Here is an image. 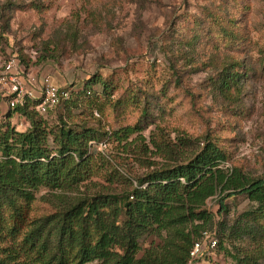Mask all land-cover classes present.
Returning a JSON list of instances; mask_svg holds the SVG:
<instances>
[{
  "label": "rangeland",
  "instance_id": "374dc122",
  "mask_svg": "<svg viewBox=\"0 0 264 264\" xmlns=\"http://www.w3.org/2000/svg\"><path fill=\"white\" fill-rule=\"evenodd\" d=\"M12 57L25 81L48 72L72 92L65 106L39 116L46 125L63 117L106 132L89 142L104 161L80 192L130 190L166 163L154 144L178 150L183 139L188 150L209 140L226 152L225 167L264 178V0H0V72ZM227 67L239 77L223 92ZM7 102L0 95V125L29 128ZM126 126H137L127 139L111 135ZM219 199H207L208 211ZM224 203L230 221L252 205L241 194ZM48 210L37 200L32 211ZM151 240L159 238L147 235L142 247ZM202 264L233 260L219 248Z\"/></svg>",
  "mask_w": 264,
  "mask_h": 264
},
{
  "label": "trees",
  "instance_id": "16d2710c",
  "mask_svg": "<svg viewBox=\"0 0 264 264\" xmlns=\"http://www.w3.org/2000/svg\"><path fill=\"white\" fill-rule=\"evenodd\" d=\"M220 77V90L228 92L239 75L227 67ZM71 94L56 108L65 106ZM36 103L28 99L12 108L28 117L26 130L0 125V264H184L204 231L216 246H204L202 261L222 248L233 264H264V178L225 167L228 156L215 143L200 140L191 150L187 139L178 150L154 144L166 163L138 178L137 186L80 192L104 161L89 142L106 132L69 124L63 117L50 127ZM136 128L126 126L111 135L127 139ZM41 187L49 192L38 198ZM237 194L252 205L232 221L224 220V199ZM215 195H220L219 207L210 212L206 201ZM37 200L49 210L34 214ZM214 225L219 239L207 230ZM149 234L159 241L143 248L141 240Z\"/></svg>",
  "mask_w": 264,
  "mask_h": 264
},
{
  "label": "built area",
  "instance_id": "2783aa9c",
  "mask_svg": "<svg viewBox=\"0 0 264 264\" xmlns=\"http://www.w3.org/2000/svg\"><path fill=\"white\" fill-rule=\"evenodd\" d=\"M16 59L10 58L0 72L1 96L7 99L9 108L23 104L28 99H36L35 109L40 116H46L70 96V90L57 85L50 73L43 72L38 78L27 76L26 81L15 72ZM25 82L28 86H25ZM39 90L36 91L35 89ZM105 143L100 142L99 147ZM216 246V239L211 237L208 231L201 234V238L195 240L189 250L188 259L184 264H202L203 248Z\"/></svg>",
  "mask_w": 264,
  "mask_h": 264
},
{
  "label": "crops",
  "instance_id": "0c3cea01",
  "mask_svg": "<svg viewBox=\"0 0 264 264\" xmlns=\"http://www.w3.org/2000/svg\"><path fill=\"white\" fill-rule=\"evenodd\" d=\"M51 78H52V76H51ZM53 80V79H52ZM27 123V122H26Z\"/></svg>",
  "mask_w": 264,
  "mask_h": 264
}]
</instances>
